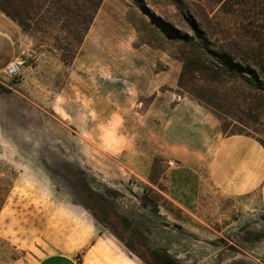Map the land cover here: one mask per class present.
<instances>
[{
  "label": "rangeland",
  "instance_id": "obj_1",
  "mask_svg": "<svg viewBox=\"0 0 264 264\" xmlns=\"http://www.w3.org/2000/svg\"><path fill=\"white\" fill-rule=\"evenodd\" d=\"M47 11L31 10L29 35L0 14V60L23 61L17 82L0 69L5 264L54 251L79 264L86 224L140 264L152 250L172 264H264L259 191L229 195L205 164L233 130L264 140V115L223 126L198 100L242 91L204 48L264 64V0H101L78 42Z\"/></svg>",
  "mask_w": 264,
  "mask_h": 264
},
{
  "label": "trees",
  "instance_id": "obj_2",
  "mask_svg": "<svg viewBox=\"0 0 264 264\" xmlns=\"http://www.w3.org/2000/svg\"><path fill=\"white\" fill-rule=\"evenodd\" d=\"M72 0H0V14L14 23L23 33L30 34L33 31L34 15L32 9L40 10L45 5H48L47 13H51V18L61 19L63 23L71 21V32L77 37V42L89 25L94 11L98 8L101 0H95L92 5V12H86L77 8H82L87 5V0L82 1L80 6L77 3H71ZM71 4V5H70ZM35 7V8H34ZM69 7L75 8L73 12L68 11ZM203 55H210L212 60L209 62L211 71L218 76H227L233 79L239 85L240 93L231 92L230 90H223L222 87L217 89L216 97L199 102L203 103L217 119L228 126V122H237L242 125L243 119L240 117H247L254 122L257 118L264 115V64L249 62L235 63L227 51H214L204 48L201 51ZM224 128L223 130H226ZM235 129V128H234ZM253 133H247L244 130H233L231 135H243L254 138L264 149V140H259ZM126 230V227H125ZM128 230V229H127ZM147 256H139L143 264H172L171 260L159 258L157 251H149Z\"/></svg>",
  "mask_w": 264,
  "mask_h": 264
},
{
  "label": "crops",
  "instance_id": "obj_3",
  "mask_svg": "<svg viewBox=\"0 0 264 264\" xmlns=\"http://www.w3.org/2000/svg\"><path fill=\"white\" fill-rule=\"evenodd\" d=\"M4 49L9 51V43L7 37L0 33V58ZM7 54L4 60H0V69L11 60L9 52ZM205 161L211 180L221 191L235 196L259 191L264 212V150L256 140L243 135L226 137L219 141L214 154L205 155ZM91 226V224L84 225L85 238L81 245L85 246L79 264H89L95 260L106 264H140L117 242L104 236L92 238ZM12 250V248H0V251ZM16 251L18 248H14V252ZM22 254L29 253L24 251ZM33 260L34 263H30L23 256L14 259V264H78L72 255L62 251L44 254L43 257ZM5 261L0 258V264H5Z\"/></svg>",
  "mask_w": 264,
  "mask_h": 264
},
{
  "label": "built area",
  "instance_id": "obj_4",
  "mask_svg": "<svg viewBox=\"0 0 264 264\" xmlns=\"http://www.w3.org/2000/svg\"><path fill=\"white\" fill-rule=\"evenodd\" d=\"M22 63V60L17 59H12L7 62L1 70L2 77L11 82H17L21 74Z\"/></svg>",
  "mask_w": 264,
  "mask_h": 264
}]
</instances>
